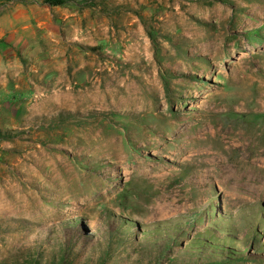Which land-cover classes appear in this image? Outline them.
I'll use <instances>...</instances> for the list:
<instances>
[{"label":"rangeland","instance_id":"rangeland-1","mask_svg":"<svg viewBox=\"0 0 264 264\" xmlns=\"http://www.w3.org/2000/svg\"><path fill=\"white\" fill-rule=\"evenodd\" d=\"M0 131V264H264V0H0Z\"/></svg>","mask_w":264,"mask_h":264},{"label":"trees","instance_id":"trees-1","mask_svg":"<svg viewBox=\"0 0 264 264\" xmlns=\"http://www.w3.org/2000/svg\"><path fill=\"white\" fill-rule=\"evenodd\" d=\"M43 2L45 4H49L51 6H65L69 3H73L75 2L76 4H86V3H90V2H95V0H43ZM149 36L152 38L153 43H155V39L157 37V34L155 33L154 29H149ZM259 38H262V35H257ZM156 45V43H155ZM9 139L12 138V135L9 131H0V140L2 139ZM211 237L209 239H207V241L209 240L210 242H213L214 239L219 242L220 238L217 236H214L212 234H210ZM174 238V239H173ZM170 239H172V241L176 240L175 237H173ZM214 243V242H213ZM217 246V245H216ZM171 247L168 244V248L164 251L165 253L169 252V249ZM65 252V250L63 251ZM200 256V255H199ZM231 257L230 256H226L224 257V260H229ZM239 259H243L242 256L239 257ZM172 263L175 262V260H170ZM210 261V260H207ZM197 262V261H196ZM209 263H215V261L209 262ZM3 264H9L8 262H4ZM15 264H42L41 259L39 258V254L38 252H34V251H30L29 255H27L26 257H24L23 260H17L15 262ZM45 264H72L70 259H68L65 255L61 254L60 256H54L52 261H47ZM216 264V263H215Z\"/></svg>","mask_w":264,"mask_h":264}]
</instances>
